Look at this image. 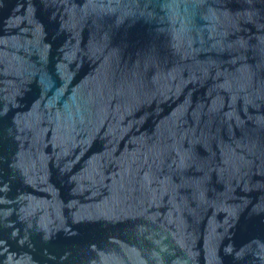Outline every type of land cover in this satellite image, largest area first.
I'll return each instance as SVG.
<instances>
[{"label": "water", "instance_id": "water-1", "mask_svg": "<svg viewBox=\"0 0 264 264\" xmlns=\"http://www.w3.org/2000/svg\"><path fill=\"white\" fill-rule=\"evenodd\" d=\"M0 264H264V0H0Z\"/></svg>", "mask_w": 264, "mask_h": 264}]
</instances>
